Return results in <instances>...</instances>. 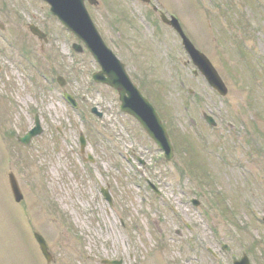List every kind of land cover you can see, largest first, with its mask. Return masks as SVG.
<instances>
[{"label":"rangeland","instance_id":"1","mask_svg":"<svg viewBox=\"0 0 264 264\" xmlns=\"http://www.w3.org/2000/svg\"><path fill=\"white\" fill-rule=\"evenodd\" d=\"M160 2L167 12L176 11L182 17V24L187 33L192 35V41L193 38L196 42L199 41L202 51L223 77L228 94L219 96L202 79L198 82L191 79L189 70L184 69L183 76L187 83L203 96L199 101L196 100L195 105L187 96V87L182 89L172 73L171 68L176 63L180 65L185 57L180 51V56L169 57L162 52L160 56L155 55L156 60L159 58L163 63L159 68L148 64L146 60L144 67L151 68L147 74L154 81L160 79V85H164L163 102L172 112L170 118L175 128L181 132L196 128L202 136L207 133L211 141H216V136L222 141L229 139L233 147L231 152L225 151L229 157L225 164L221 161V153L218 156L212 154L213 183L206 186L207 189H203V192H223L225 199L230 196L243 207L246 204V207L251 208V205L255 217L260 221L261 213H264V77L261 78L257 71L255 80H250L249 76L240 80L242 73L238 63L241 64L243 60L233 54L235 48L231 47L228 36L234 34L235 39L237 36L242 38L243 47L253 53L255 62L264 64V0ZM134 9L136 11V7ZM220 11L224 13L223 17L219 14ZM143 15L141 13V32H146L145 36L150 38L149 35H153V32L150 27L142 26L147 20V16ZM208 15L211 16L207 17ZM231 17V24L237 27L230 25ZM199 19L203 21L206 31L213 24L218 28H225L227 36L220 38L221 45L215 43L220 36L218 29L215 33L213 30L204 33L205 30L200 29ZM52 21L51 18L41 21L48 24L50 30V44L46 48L50 47L52 50V47H58L59 52L65 53L70 44L65 41L63 44L62 37L56 39L57 45L53 44V37L57 32ZM99 22L106 31L107 21L103 18ZM6 36L7 34L0 33V48H5L8 40ZM108 36L110 37L109 34ZM29 42L33 51L41 43L33 39ZM153 46L157 50V46ZM10 53L0 51V264H46L33 240L32 231L29 230L28 223L31 225V222L32 229L39 231L46 239L55 256L54 264H100L98 256H124V264H132V256L135 260L141 259V264H231L230 251L237 254L240 252L236 227L233 223L224 222L219 210L206 207L207 200L198 196L202 190L196 188V182L189 176L180 175L176 166L178 156L172 159L173 164L156 160L153 168H149L147 163L139 172L137 167L133 166V170L131 165L112 158V151H117L122 145L128 144V141H113L115 145L111 148L104 147V143H97L91 138L88 139L87 151L95 160L93 163H83L77 154V143L78 132L85 129L86 124H96L99 128L104 124L107 136L117 134V128L120 135H125L126 130L131 128L127 120L116 115L111 94L102 96V108L111 106L107 111V120L106 115L105 121H96L88 114L79 118L61 102L59 93L63 88L56 84L48 86L41 80L43 67L40 64L35 68L21 56H15L13 51ZM30 54L35 61L40 60L36 53L30 51ZM41 59L49 65L52 74L51 65L57 68L60 61L64 62L61 75L70 79L67 90L86 93L88 99L83 106L89 107L93 102L98 104L97 91L87 89L85 79H82L84 75L86 78L83 72L86 73L87 68L93 66L90 57H74L73 60L77 63L75 68H71L69 56H54L50 61ZM15 60L21 62L15 63ZM79 67L83 71L76 74L75 70ZM230 68L237 69L235 72L239 73L238 79H234ZM129 69L133 73L131 64ZM254 69L258 70L253 65ZM78 77H81V81L74 80ZM249 86L251 90L248 89ZM198 107L208 109L214 116L219 114L220 118L215 117L218 132L195 118ZM35 114L39 115L42 132L32 138L27 146H22L16 141V135L23 134L33 124ZM190 117L197 120V126L192 125ZM226 120L234 123L235 131H228L224 126ZM56 128L61 129L60 134L54 132ZM226 133L235 134V140L232 141L231 136ZM144 146H141V150L145 152ZM142 157L143 155L141 159ZM9 170L19 178L24 194L22 203H13L7 181ZM145 178L159 187L160 196L146 187ZM100 185L109 188L112 195L111 207L99 195ZM191 196L201 201L198 209H192L187 203L178 204L179 198L180 202H185ZM175 203L182 212L180 215L172 212ZM10 205L17 207L12 215ZM242 206L237 208L239 212L238 215L234 213V218L245 220L248 224L247 235L243 240H256L254 236L257 237V234L264 235V225L260 227L257 222L252 221L250 213ZM182 210L187 212H184L186 216ZM199 211L203 212L204 217ZM120 217L124 219V226L120 225ZM152 217L161 220L160 233L151 224ZM186 219L190 225H194L191 232L181 225ZM206 222L208 225H205ZM178 227L182 228L180 236L174 233ZM223 242L230 245L229 249L220 250ZM60 245L63 248L59 249ZM160 245L164 247L160 248ZM208 247L215 256L207 252ZM262 249L264 245L255 246L254 253L249 255L252 264H264Z\"/></svg>","mask_w":264,"mask_h":264},{"label":"water","instance_id":"2","mask_svg":"<svg viewBox=\"0 0 264 264\" xmlns=\"http://www.w3.org/2000/svg\"><path fill=\"white\" fill-rule=\"evenodd\" d=\"M47 1L51 3L52 11L57 14L64 23L67 24L68 28L76 32L79 37H81V39L87 43L89 48L95 54V57L98 58L102 63L104 72L108 73L110 67L114 69V71L110 70L111 75L109 74V78L103 80L112 84L113 86H116L120 90L121 100L123 101L122 108L138 117V120L141 121L146 130H148V132L158 141L160 147L167 151V145L161 137V127L158 125L152 110L149 109L150 107L147 105L145 100L139 99L137 93L128 84L125 77H122L123 75H121V69L119 66L117 65V69V67L114 65L116 63L106 54L105 51H103L100 44L97 42L96 34L89 25L87 16L84 12V9L82 8L83 0ZM190 53V55H192L193 61L199 66V68H201V71L204 73V75H206L209 82L220 89L221 92H224V89H221V87L217 85L218 82L212 69L208 64H206L207 62L202 58V56L192 50H190ZM114 73L116 74L114 75ZM125 93L129 94V99L131 100L130 102L128 98L124 97ZM24 141H28V139H25ZM37 240L40 242L41 246L44 245L42 239L39 236H37Z\"/></svg>","mask_w":264,"mask_h":264}]
</instances>
